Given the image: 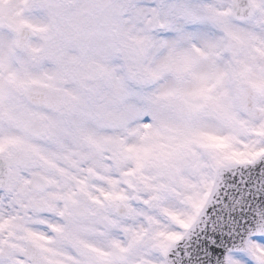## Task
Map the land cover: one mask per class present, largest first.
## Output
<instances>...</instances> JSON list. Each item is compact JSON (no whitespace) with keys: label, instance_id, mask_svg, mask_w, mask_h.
<instances>
[{"label":"snow or ice","instance_id":"obj_1","mask_svg":"<svg viewBox=\"0 0 264 264\" xmlns=\"http://www.w3.org/2000/svg\"><path fill=\"white\" fill-rule=\"evenodd\" d=\"M0 264H264V0H0Z\"/></svg>","mask_w":264,"mask_h":264}]
</instances>
